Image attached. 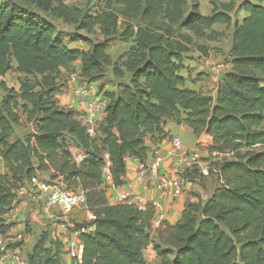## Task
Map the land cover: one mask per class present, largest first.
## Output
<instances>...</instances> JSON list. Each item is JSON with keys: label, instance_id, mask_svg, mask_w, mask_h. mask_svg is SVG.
Returning a JSON list of instances; mask_svg holds the SVG:
<instances>
[{"label": "trees", "instance_id": "obj_1", "mask_svg": "<svg viewBox=\"0 0 264 264\" xmlns=\"http://www.w3.org/2000/svg\"><path fill=\"white\" fill-rule=\"evenodd\" d=\"M95 1L101 8L87 14L64 0H24L35 13L0 0V78L19 76L18 89L0 85V234L14 227L8 215L21 188L44 178L82 192L94 216L71 229L84 247L72 264H148L150 247L159 264H264V0H228L210 16L201 14L199 0ZM57 23L99 31L103 40L70 48ZM216 25L233 26L234 43L232 68L212 97L187 86L185 55L195 40L212 41ZM116 37L131 43L121 67L108 54ZM75 64L89 83L102 81L110 67L116 77L129 76L118 92L106 93L95 137L57 100ZM23 116L36 131L11 140ZM167 120L212 138L221 184L205 202L189 199L178 223L157 228L153 203L127 197L111 205L107 193L126 184L129 159L146 162L149 142L171 138ZM72 148L84 155L80 163ZM64 255L43 232L26 256L28 264H66Z\"/></svg>", "mask_w": 264, "mask_h": 264}, {"label": "rangeland", "instance_id": "obj_2", "mask_svg": "<svg viewBox=\"0 0 264 264\" xmlns=\"http://www.w3.org/2000/svg\"><path fill=\"white\" fill-rule=\"evenodd\" d=\"M14 1L23 10L34 13L37 12L35 8H33L30 5H27L24 2V0H14ZM64 1L67 5L71 7H78L87 14H94L98 10V8H101V4L97 3L95 0H64ZM188 1L190 4H192V0H188ZM200 1L204 2L205 8L206 7L209 8L212 4V1H214L218 5H221V3L226 2V0H200ZM239 1L242 2L244 0H239ZM240 2H238V4ZM215 7L218 6L215 5ZM238 14L239 13L236 12L235 19L236 17H238ZM56 29H58L60 35L63 36V38L65 39L64 42L68 45V47L77 48L78 50L79 49L88 50L90 48V46L87 43L83 42L81 39H88L90 42L93 43L103 40V37L99 34V31H95L90 34L86 31L78 30L74 26H68L63 23H57ZM182 33L186 34L188 32L183 30ZM210 33L213 36L212 41L195 40L196 45H202L208 48V55H205L200 50H198L196 45L193 46L191 51L185 55V66H186L185 75L188 77V83H187L188 87L192 89L200 90L214 97V95H216V89L218 83L221 81L223 76L232 68L231 50L234 43V28L233 26L231 27L218 26L213 30H211ZM130 46H131L130 42L129 43L125 42L120 37H116L115 39H113L108 49V54L110 55L112 62L118 63V66L121 67V64L124 62L125 54ZM80 71L81 68L79 64L78 65L75 64L72 66L70 73L66 74V77L64 79L65 87L60 94H67V91L69 90H66V87L70 83V80L72 79L73 76L76 77V83L83 85L85 84L86 81L80 76ZM18 78H19L18 75L14 71L9 72L4 78H0V85L2 81H5L9 87L16 86L17 88H19ZM128 82H129V76L127 74H125L123 78L116 77L113 72V67H110L107 69L105 78L102 81L98 82L97 86L100 92L106 95V93L108 92H118L120 90V87L123 86L124 84H127ZM0 95L1 96L5 95L1 89V86H0ZM60 99L63 100L62 97H60ZM35 131H36L35 123L28 122L26 116H23L21 123L14 127V132L11 140H14L16 138H24L26 135L30 133H34ZM182 140L188 145L193 144L195 141L194 134L192 132L187 131L183 135ZM194 148H195L194 150L199 155L198 157L200 163L208 164L210 166L212 165V167H214L215 170L218 171L219 168L217 166V163L220 161L219 158L222 159V157H217L209 153L207 140L203 141L199 147H194ZM4 168L5 167L3 160L0 158V172ZM195 171L197 173H195ZM191 173H192L191 175L187 176V178L193 182V185L190 186L188 189L189 193L191 192L189 194L190 195L189 197H192V200L201 199L204 202L207 201L208 200L207 198L211 196L212 191L221 184L220 183L221 178L219 172L213 171L212 172L213 174L210 177H204V179H206V182L203 181V179L201 178L203 176H200V172L197 164L192 166ZM39 181L49 183V181L45 180L44 178H40ZM26 184H28V182ZM198 187L199 189H201V191L197 190ZM26 197L27 196H23L21 201L26 200ZM35 208H38L39 216L44 213L42 203H39V205L35 206L34 209ZM87 211L88 209L86 208V205L77 208L75 211H73V213L70 216L71 221L69 220L68 222L71 223L73 221L74 223H77V221H80L79 220L80 218H78L75 215L76 214L83 215L87 213ZM21 224H22V229L20 230V233L23 235V238L25 235L27 236L35 235V237H31V240H28L30 239V237H28L26 242L21 241L19 243V245L23 248L24 254L26 256L29 253V244L32 242L35 243L43 230L39 222L34 221L30 214L25 215V218ZM69 229L70 228H68V230ZM48 230H50V228ZM145 258L148 264L160 263L157 255L152 254L151 252H146Z\"/></svg>", "mask_w": 264, "mask_h": 264}, {"label": "built area", "instance_id": "obj_3", "mask_svg": "<svg viewBox=\"0 0 264 264\" xmlns=\"http://www.w3.org/2000/svg\"><path fill=\"white\" fill-rule=\"evenodd\" d=\"M66 90H69L74 99L70 109L76 111L78 120L86 128L89 135L95 137L99 126L106 118L109 100L100 92L97 83L86 81L84 85L79 84L76 83L75 76L70 80ZM169 154L176 159L175 165H177L171 174L162 172L161 168L165 158L158 150H154L146 162H139V176L140 180L153 183L154 188L162 197L173 203L182 198L186 190L193 185V182L185 177L192 166L197 164L200 175L203 177H210L213 171L219 172L212 165L200 163L198 153L185 148L178 137L171 140ZM74 156L77 163H80L84 158L82 153L74 154ZM29 185L30 191L25 189L26 184L19 193L22 191L30 193L37 206L42 203L46 213L58 211L62 218H67L77 208L86 205V197L82 192L69 190L63 185L49 184L36 179L32 180ZM141 204L144 206L146 203ZM155 209L157 215V206ZM161 224H163L162 219L157 220L156 218L155 227L156 225L159 227ZM74 234L66 238L63 245L68 257L72 260L81 261L84 247L78 238V234ZM24 240L25 236L23 238L20 232H12L11 230L7 235L0 234V264H28L27 256L19 245Z\"/></svg>", "mask_w": 264, "mask_h": 264}, {"label": "crops", "instance_id": "obj_4", "mask_svg": "<svg viewBox=\"0 0 264 264\" xmlns=\"http://www.w3.org/2000/svg\"><path fill=\"white\" fill-rule=\"evenodd\" d=\"M224 3H228V0H226V2ZM224 3H221V4H224ZM215 5H217L218 8H220V5H218L214 1H212V4L209 8L208 7L205 8L204 2L200 1L201 14H203L204 16H210L213 10L215 9ZM218 26H225V25H216L214 28ZM14 88L18 89L16 86H14ZM215 96L216 95H214V97ZM60 97H62L63 100H61ZM57 100L60 106L69 109L72 106L74 99H73V96L68 91L67 94H59L57 96ZM64 100H65V103H64ZM166 131L170 133V137H171L170 139L163 141L161 144L157 146L153 144L152 142L148 143V146L151 148L152 151L158 150L160 154H163L165 159L162 164L161 170L163 173H166V174H171L172 170L177 168V165H175L176 159L169 154V151L171 149V140L174 137H178L182 141L185 148L189 150H194L195 149L194 147H199L201 142L206 141V140H207V146H208V143L209 144L212 143V138L204 135L200 138H197L194 136L195 137L194 143L190 145L186 144L182 140V137L187 131L192 132V130L185 126H178L170 120H167ZM72 152L74 154L82 153L77 148H72ZM139 167H140V163L137 159L128 160L126 184L119 188H115L114 186H111V188L108 190V193H107L109 203L111 205H114L120 202L122 199H125L127 197L135 198L140 203L150 202V203H153L155 206H157V215H156L157 220L161 218L163 223L165 222L170 225H175L182 218V213L184 211L186 202L189 199H192V197H189L190 196L189 194L191 192L189 193L187 189L184 195L182 196V198L178 199L175 203H173L165 199L164 197H162V195L158 192V190L154 188L153 183H147V181L140 180ZM5 171L6 170L4 168L1 171V173H5ZM191 172L192 171H189L190 175L192 174ZM195 173L197 172L195 171ZM201 178L203 179V181L206 182V179H204V177H201ZM29 184H27L25 188L28 191H30ZM197 190L201 191L199 187ZM214 190L212 191V194ZM23 196H27L26 200L21 201ZM31 196L32 195H30V193L26 191H22L18 194L17 202H15L12 212L8 215L9 222L14 224L12 232H20V230L22 229L21 223L24 220L25 215L30 214L33 220L39 222V224L42 226L43 231L41 232V234L43 232H49L50 238L53 242L62 243L67 237L75 235L70 230L72 229L75 223L73 221L71 223L68 222L69 220L71 221V218H70L71 215L67 218H62L58 211H55L53 213H46L43 210L44 213L39 216L38 208L34 209V207L37 206V204L34 202V198H32ZM210 197L211 196H209L207 199H209ZM26 212H29V213H26ZM75 216L80 218L79 219L80 221H77V223H89L94 219V216L90 211H87V213L83 215L76 214ZM156 227L158 228L157 225ZM49 228L50 230H48ZM68 228H70L69 229L70 231L68 230ZM28 237H30V239H28ZM31 237H35V235H31V236L25 235L24 242H26L27 239L31 240ZM33 247H34V243L32 242L29 244V252H31ZM64 252H65L64 258L66 260V264H72V259L68 257L65 248H64ZM146 252H151L152 254H156L151 247Z\"/></svg>", "mask_w": 264, "mask_h": 264}]
</instances>
